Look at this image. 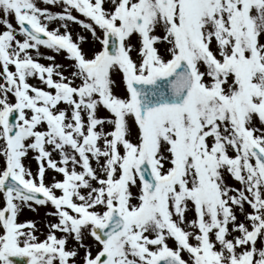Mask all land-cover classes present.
Instances as JSON below:
<instances>
[{"label":"snow or ice","instance_id":"1","mask_svg":"<svg viewBox=\"0 0 264 264\" xmlns=\"http://www.w3.org/2000/svg\"><path fill=\"white\" fill-rule=\"evenodd\" d=\"M42 3L0 0V264H264V0Z\"/></svg>","mask_w":264,"mask_h":264},{"label":"rangeland","instance_id":"2","mask_svg":"<svg viewBox=\"0 0 264 264\" xmlns=\"http://www.w3.org/2000/svg\"><path fill=\"white\" fill-rule=\"evenodd\" d=\"M37 3H38V5H39L40 7H48V8H49L50 10H52V11H61V10H62L59 6L45 5V4L42 3V0H37ZM74 14H76V15H80V14L75 13V12H74ZM2 15H3V14L0 13V17H2ZM81 18L83 19L82 16H81ZM8 19H10L11 22H12L14 25L16 24V21H15V19H14L13 16L10 15V16L8 17ZM57 23H59V21H56V22H53V23L49 24V27H50V28H53V27L56 26ZM3 30H4V28H3V24L0 23V31H3ZM77 30H78L77 26L73 25V33H74V34H75V32H76ZM60 31L63 32L64 29L61 28ZM85 34H87V33H85ZM74 39H75V35H74ZM132 42H133L134 44L138 43L137 38H136L135 36L132 38ZM98 46H99V45H97V47H98ZM158 46L161 48V51H163V47H164V46H163V45H158ZM86 47H87V45H86ZM40 50H41V52H47V53H50V54H52V55H55V56H56V61H57V62L64 63V64H68V63H70V61L64 59V53H63V52H61V53H59V54L51 53L50 50H48V49H46V48H44V47H41ZM135 55H136V53L134 52V53H133V56L135 57ZM39 59H40V62H41V63H44V64H48V63H50V61H48V60H46V59H43L42 57L39 58ZM115 78H116V80H117V87L114 89V91H116V92L119 94V93L122 92L123 85L119 83L120 77H119L118 74L116 75ZM29 82L32 83V84H36V85H38V86L43 87V85H41L40 82H39L38 80H36V79H30ZM99 115H107V113L104 112V111H101V112L99 113ZM30 162H31V165H32V167H33V170H35V167H36V163H35V161L32 160V161H30ZM26 163H27V161H26ZM52 175H54V173H49V174H48V176H47V178H46V182H49V181L51 180V176H52ZM56 175H57V179H60V178H61L58 174H56ZM229 183H236V182H235L234 180H229ZM0 206H3V200H2V199H0ZM48 207L51 208V205H49ZM245 207L247 208L248 206L246 205ZM45 210H46L45 208L41 207V208L39 209L38 212H33V211H31V210L25 208V209L22 211V213L18 216V221H24V220H26V219H33V220H36V221H37V223H38V227H39L40 229H43V232L38 233V238L41 239V240L44 239V233L47 232V229L44 228V220H45L44 212H45ZM248 210L251 211L250 208H249ZM189 216H191V213H189ZM47 219H52V220H54L55 218H54V217H48ZM57 235L59 236L60 233H57ZM74 243H75L74 241H70L68 246L71 247ZM259 245H260V241L257 242V246H259ZM82 252H83V250H81V254H82ZM13 261H14V263H16L15 260H13Z\"/></svg>","mask_w":264,"mask_h":264},{"label":"water","instance_id":"3","mask_svg":"<svg viewBox=\"0 0 264 264\" xmlns=\"http://www.w3.org/2000/svg\"><path fill=\"white\" fill-rule=\"evenodd\" d=\"M12 259L15 260L17 262V264H26V258L13 257Z\"/></svg>","mask_w":264,"mask_h":264}]
</instances>
